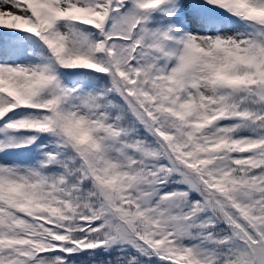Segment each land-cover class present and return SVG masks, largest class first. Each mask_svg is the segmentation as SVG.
<instances>
[{"label":"snow or ice","instance_id":"obj_1","mask_svg":"<svg viewBox=\"0 0 264 264\" xmlns=\"http://www.w3.org/2000/svg\"><path fill=\"white\" fill-rule=\"evenodd\" d=\"M0 264H264V0H0Z\"/></svg>","mask_w":264,"mask_h":264}]
</instances>
